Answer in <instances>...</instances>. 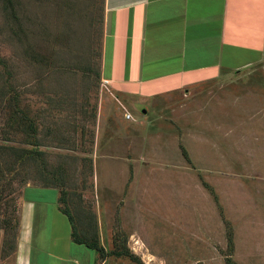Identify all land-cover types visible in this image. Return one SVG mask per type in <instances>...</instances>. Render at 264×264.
I'll return each mask as SVG.
<instances>
[{"label":"rangeland","instance_id":"1","mask_svg":"<svg viewBox=\"0 0 264 264\" xmlns=\"http://www.w3.org/2000/svg\"><path fill=\"white\" fill-rule=\"evenodd\" d=\"M12 1L11 8L0 0V143L28 147L3 109L9 96L2 94L10 87L38 130L46 169L27 158L3 182L0 264L16 262L5 244L15 240L24 189L40 187L44 175L68 193L84 234L96 221L100 243L103 237L112 252L102 259L106 264H227L228 254L236 264H264V63L256 73L233 76L234 91L225 86L214 102L208 92L198 94L184 120L174 114L175 103L162 106L164 98L113 102L111 129L101 134L102 81L96 72L103 0ZM6 123L12 127L4 132ZM109 140L115 154L105 157ZM176 140L179 150L170 146ZM183 149L191 150L188 160ZM146 160L165 165L147 167ZM227 224L234 249L228 247ZM53 225L56 233L63 231L57 221ZM123 245L139 261L113 254ZM36 259L34 253V264Z\"/></svg>","mask_w":264,"mask_h":264},{"label":"crops","instance_id":"2","mask_svg":"<svg viewBox=\"0 0 264 264\" xmlns=\"http://www.w3.org/2000/svg\"><path fill=\"white\" fill-rule=\"evenodd\" d=\"M103 22L101 134L111 129L113 102L139 105L164 98L162 106L178 105L174 114L184 120L198 94L208 92L214 102L225 95V86H235L233 76L256 73L257 65L264 63V0H103ZM205 85H210L209 91ZM175 92L182 97L176 100ZM128 115L125 119L131 121ZM128 136L125 131L126 150ZM109 143L102 156H114V141ZM173 144L179 150V141ZM154 163L165 165L143 162L147 167ZM131 171L127 166V173ZM60 197L56 188L24 189L15 264H34V253L35 264H106L95 250L73 241L71 224L59 208ZM56 221L63 225L60 234L55 232ZM46 236L51 238L49 245L41 247ZM101 243L108 250L103 237Z\"/></svg>","mask_w":264,"mask_h":264},{"label":"trees","instance_id":"3","mask_svg":"<svg viewBox=\"0 0 264 264\" xmlns=\"http://www.w3.org/2000/svg\"><path fill=\"white\" fill-rule=\"evenodd\" d=\"M7 3V6H10L11 8L13 7V1L12 0H4ZM0 64H3L2 60H0ZM96 75L99 79H101V73L100 71L96 72ZM2 96L5 98L9 96V99L5 101V105L3 106V109L7 110V113H9L8 116H10V120L13 118V123L19 127L17 129V133L21 132L24 134L26 138H24V142L22 144L27 145L28 147L23 148V147H14V146H8L5 144L0 143V205L5 201V198L7 195H5L6 189H4L3 182L7 176L8 173H10L12 170H14V166L17 164L21 163L24 159L31 158V159H37L38 161L43 162V156H44V150H41L42 143L38 139L37 134L38 130L36 129V126L33 124L27 113L20 108L19 105V95L14 94V91L9 87V89L2 94ZM12 97V98H11ZM7 101H9L7 103ZM7 104V105H6ZM8 119V118H7ZM12 124L8 126L6 123L1 129L2 131H6V129L11 128ZM8 141H11L9 138H7ZM31 148H30V147ZM183 154L185 158L188 160V154L185 149H183ZM12 157V160L10 158ZM44 162L42 163V167L44 168L45 165H43ZM41 184L40 187L42 188H56L60 190L61 192V197L59 199V208L60 210L68 216L70 220V224L72 227V239L75 243L77 244H82L85 245L86 247L95 250L99 258L105 259L107 256L111 255L112 252H108L103 245L100 243V235L98 233V227L96 224V221L93 222L94 226L91 225L94 230H92L89 234L86 235L84 234L80 229H79V224H76V220L74 218L73 212L70 210L69 207V200H68V193L65 192L63 189H59L58 187L61 186L60 184H56L58 180H51L48 178V175L41 176L40 178ZM57 181V182H56ZM207 185V184H206ZM19 225H20V217L16 219L15 222V229H16V234L15 240L11 244H5L10 251H12V254L15 255L17 251V244H18V233H19ZM228 227V232H227V239H228V244L229 248L233 247L232 245L233 242V235L231 233V228L229 227V224H227ZM118 248V247H117ZM123 249L119 252H114V255L117 256H126L131 259H134L135 261H139L138 258L134 257L128 250H126V247L123 245ZM125 251V252H124ZM232 252V251H231ZM138 264H142L139 262ZM227 264H236L233 260V254H228L227 255Z\"/></svg>","mask_w":264,"mask_h":264},{"label":"built area","instance_id":"4","mask_svg":"<svg viewBox=\"0 0 264 264\" xmlns=\"http://www.w3.org/2000/svg\"><path fill=\"white\" fill-rule=\"evenodd\" d=\"M104 84H109V82L108 81H104ZM127 118L129 119L130 115H128Z\"/></svg>","mask_w":264,"mask_h":264}]
</instances>
